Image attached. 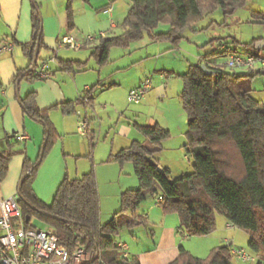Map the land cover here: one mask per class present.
I'll use <instances>...</instances> for the list:
<instances>
[{"label": "trees", "instance_id": "trees-1", "mask_svg": "<svg viewBox=\"0 0 264 264\" xmlns=\"http://www.w3.org/2000/svg\"><path fill=\"white\" fill-rule=\"evenodd\" d=\"M73 1L66 0L65 8L70 30L74 27ZM246 2L247 0H131L121 23V33L98 37L90 57L101 67L108 63L111 48H125L145 36L151 41L168 42L175 48L181 41L184 29L192 28L216 10L229 16L244 7ZM31 5V42L19 44L11 41L29 59L28 66L16 73L15 83L24 77L39 79L34 74V68L39 66L38 61L46 60L39 57V52L44 47L41 15L34 0H31ZM251 16L253 23H264L263 12H251ZM161 23L168 26L167 31H156ZM215 40L218 48L224 43L221 39ZM36 41V66L27 71ZM255 41L254 39L245 45L253 47ZM234 51L235 49L225 46L222 50L213 51L212 55L226 57ZM206 57H199L196 63L189 64L187 70L178 75L182 81L179 99L187 117L184 148L192 158V172L172 179L167 168L162 167L159 171L155 154L160 151L161 143L169 136V132L158 124L150 126L134 122L133 127L151 147L134 140L127 148L109 156L120 166L124 162L132 164L138 187L120 193L119 210L104 224L100 222L99 195L92 168L76 178L69 179L65 176L51 203L40 201L34 194L31 182L59 135L49 121V110L37 107L36 92L30 91L21 98L23 112L43 126L45 140L44 149L35 161L24 158L21 176H26L17 186V204L23 219L25 220V216L29 217L25 226L35 228L29 224L31 217L35 216L49 225L58 241L70 253L77 248L91 252L90 259L78 264H100V260L105 264H140L135 259L123 256L115 236L123 225L134 227L139 222H144L143 217L137 216L136 209L148 195L162 196L163 200L159 203L163 213L176 214L183 234H210L215 228V213L218 212L233 227L248 233V250L254 257L249 261L264 264V109L250 96L251 89L234 86L243 78L248 81L261 74L264 66L257 71L248 68L246 73L229 72L221 65L208 61ZM58 63L63 70L69 72L83 70L87 65L86 61L77 60H58ZM202 63L213 70V73L203 71L200 67ZM97 86L84 90L78 99L63 102L53 108H58L64 114L76 113L77 105L92 103V92ZM92 135H87L89 147H93ZM6 140V148L0 151V182L6 176L8 162L16 151L10 137H6ZM231 250L230 245H220L210 249L205 257H196L180 246L176 258L168 264H236ZM107 251L114 254L102 258Z\"/></svg>", "mask_w": 264, "mask_h": 264}, {"label": "crops", "instance_id": "crops-1", "mask_svg": "<svg viewBox=\"0 0 264 264\" xmlns=\"http://www.w3.org/2000/svg\"><path fill=\"white\" fill-rule=\"evenodd\" d=\"M34 2L39 9L42 21L44 47L41 48L39 57L47 60L53 56L54 60L49 61L48 76L45 79L24 77L15 83L16 73L28 66L29 59L21 52L20 47L14 44L11 51L0 52V151L6 148V137H10V142L16 150L8 162L6 176L0 182V196L11 197L16 194L24 158L27 157L30 161H35L44 141L43 126L28 117L20 106V99L30 91L36 92L37 107L41 110H49V121L59 135L43 162L42 171H46L50 167L52 173L55 169H61L64 176L70 177L72 174V178H76L92 168L96 175L99 192L102 181L114 176H117L119 183L117 195L126 189L137 188V181L130 178V165L120 166L109 156L127 148L134 140L143 142V139L140 138L142 134L133 127L134 122L150 126L158 124L164 129H170L161 119L157 120L150 116L145 123H140L139 112L149 108L159 110L158 106L164 102L179 101V86L178 83L174 85L171 72L183 68L182 60H178L177 55L170 52L172 46L168 42L151 41L144 38L122 48L123 55L138 52L136 57L128 58L129 61L106 67L111 63L109 58L107 64L98 67L93 59L96 68L89 67L90 55L83 60V52L80 50L91 42H87L84 36L87 34L97 35L95 41H98L100 36L116 35L114 30L122 27L121 23L131 0H89L88 2L74 0L72 4L74 27L71 30L67 26L66 0H34ZM31 9V0H0V45L12 40L19 44L31 42ZM251 11L263 12L255 9ZM66 35H72L80 40L81 48L78 51H71L66 46L58 47L57 43L62 36ZM161 43H168V46ZM224 43L226 44L224 45ZM224 43L219 47V50L225 46L232 48L230 43ZM256 48L257 50L263 49L264 43L259 42ZM233 53H236V50ZM243 54H247V52ZM152 56H155L156 61L152 67L146 70H152L149 73L151 86L140 103L133 104L127 101L138 109V114H128L123 103H119L112 94L104 93L117 86L120 88L124 86L123 92L126 96L125 100H127L129 90L138 86L149 75H141L142 77L137 75L132 82L126 83L124 79L118 77V71L127 68L129 62L131 64L139 60L143 61ZM58 60L86 61L87 65L83 70L69 72L62 69ZM95 85L98 86L93 89L92 103L85 106L77 105L76 113L64 114L58 108H53L63 102L78 99L84 90ZM125 112L128 114L127 117L125 115V118H118L116 123L113 122L114 116L117 114L122 116ZM128 116H132V119ZM79 118L86 124V135H81L77 131ZM178 132L177 135L180 139L178 146H181L186 142L183 140L186 131L179 127ZM15 134H24L26 138L23 141L16 140ZM88 134H93V147H89ZM158 154L159 152L155 156L157 157ZM179 156H181V150ZM185 158L188 160L186 156ZM125 171L128 172L129 179L121 181V176ZM46 184H48V180ZM150 197L153 201L146 200L148 199L146 197L143 204L141 202L136 209L137 216L144 218L145 229L148 232L145 238L142 239L133 232L131 240L126 237L118 239V243L126 246L128 259H135L140 264H168L176 258L180 246L196 257H205L210 249L223 245V243L231 246L233 239L230 241L227 237H219L216 231L206 236L183 234L179 219L170 217V214H164L155 195ZM227 224L229 223L226 221L224 223L226 229H235V227H227ZM87 260L83 258V262ZM236 260L239 263H246Z\"/></svg>", "mask_w": 264, "mask_h": 264}, {"label": "rangeland", "instance_id": "rangeland-1", "mask_svg": "<svg viewBox=\"0 0 264 264\" xmlns=\"http://www.w3.org/2000/svg\"><path fill=\"white\" fill-rule=\"evenodd\" d=\"M255 7V8H251ZM262 10L264 12V0H247L244 7L237 9L233 14L229 16H224L220 10L213 11L206 15L202 20L197 22L192 28H186L182 32V38L179 42L178 46L175 48H172L170 51L173 55H177L178 60H182V69L181 70H173L174 72H171L173 83H178L179 86V93L182 88V81L179 74L184 73L187 68L188 64L196 63L199 59V57L207 56L206 59L211 62H215L217 65H221L223 68H225L229 72H236V73H246L248 72V68L245 67H234L230 68L225 65V59L226 57H220L212 55L213 51L219 50L216 40L215 39H221L224 42L230 43L232 48L236 50V53L243 54L244 52H247L251 55L257 56L259 59L255 62L253 67L250 69L252 70H259L261 68L260 60H264V48L257 50V46L259 42L264 43V23L257 22L253 23V19L251 18V10ZM168 26L164 23L159 24V26L156 28L157 32H165L167 31ZM122 31V27H118L116 30H114V33L119 34ZM148 39V37H144ZM143 38V39H144ZM256 39L257 41L254 42L253 47H249L248 45H245L246 43L251 42L252 40ZM89 42V44L82 47L81 52H83L82 59H86L88 55H90L91 48L96 45L97 41ZM235 42H232V41ZM155 44V43H152ZM168 46V43H161ZM71 51H78L76 49L70 48ZM123 49L119 47H114L110 50L109 58L111 63L107 65L106 67L111 66L112 64L116 63H122L129 61L128 58H134L137 56L138 52L135 51L131 55H123ZM45 55V54H44ZM42 56V53H41ZM48 56V55H47ZM89 57V56H88ZM156 61L155 56L150 57L149 59L146 58L143 61H136L130 64V62L126 65H128L127 68L118 71L119 75L118 77L121 79H124L126 83L132 82L134 78L137 75H140L139 77H142L141 75H149V73L152 72L146 71L149 67H152L154 62ZM41 61H38V64H40ZM88 66L92 68H96V64L93 60V58H89ZM36 68V67H35ZM166 69V68H165ZM168 70V69H166ZM93 72V71H91ZM170 72V71H169ZM91 74V73H90ZM95 74V73H93ZM150 78V75L148 76ZM151 80V78H150ZM235 87H246L251 89L250 96L259 102L260 106L264 109V74H258L255 77L251 78L250 80L246 81L245 78L241 79L240 82L234 85ZM124 86L115 87L112 89L111 93H104V94H112L118 102L124 104V109L126 112H129L128 114H138V109L135 108V106L130 105L127 100H125V94L123 92ZM179 99V98H178ZM180 101V99H179ZM178 100H171L168 103L160 104L158 106L157 110L156 108H149L146 111H141L139 114V121L140 123H145L148 116L150 118L154 119H161V121H164L170 129H164L169 132V136L162 141L161 148L159 151L158 156L156 157V160L158 161V164L162 167H165L170 172V178L176 179L182 175L191 173L193 170L192 167V158L186 153V150L184 148V144L181 146L179 145L180 139L177 135L179 132V127L187 130V117L186 113L183 109L182 103H180ZM125 112L124 115L120 116V114H117L113 117V122L116 123L118 118H125L124 116L127 113ZM128 118L132 119V116H128ZM113 123V124H115ZM146 125V124H144ZM155 125V124H154ZM153 126V125H151ZM161 127V126H160ZM107 130V129H106ZM185 133V132H184ZM112 134V133H111ZM140 138L143 139V143L147 147H151L150 143L145 140V138L140 135ZM183 140H186V136L184 134ZM181 150V156L180 155ZM185 156L188 158V160L185 158ZM67 158V157H65ZM46 157L44 158L43 162L45 161ZM43 162L38 168L37 173L34 176V179L31 182V187L36 195V197L40 200L46 203H51L53 200V197L56 193V190L58 188V185L63 180L64 173L61 172V169L53 170L52 168H48L46 171L43 170ZM64 162V161H63ZM124 164L130 165V178L132 180H136L137 178L134 174L133 166L130 162H124ZM52 173V175H51ZM128 172H123V175L121 176L122 180H128L129 175ZM71 178L69 176V179H72V174H70ZM96 176V175H95ZM79 177V176H78ZM48 180V184H46V181ZM119 183L117 182V176H114L110 179H104L102 181V187L100 192L98 191L99 195V213H100V222L106 223L108 222L114 213L119 210L120 207V194L117 195V189L119 187ZM137 187H138V181H137ZM133 189V188H131ZM148 199L150 200L151 197L148 195ZM157 200V199H156ZM153 201V199H151ZM143 204V201L142 203ZM158 206V205H157ZM172 218H178L176 214H170L169 215ZM215 219H216V225L214 228V232L216 231L219 235V237H227L231 241V247L233 248H243L247 253H250L248 250V240L249 235L247 232L241 230V229H226L224 227V223L226 222V219L223 215L216 212L215 213ZM31 226L34 227H40V228H47L50 229L49 225L39 220L37 217L32 216L30 219ZM144 222H139L134 227H127L126 225H123L119 229V234L115 236V239H121V237H126L128 240L132 239L133 232L136 233V235L141 237L142 239L145 238L147 232V229H145ZM221 233V234H220ZM223 245H226V243H223ZM127 252V251H126ZM114 254L112 251H107L103 253L102 258L110 257ZM251 254V253H250ZM91 252H85L83 255L84 259H90ZM80 262H83V259L80 260ZM233 262L236 264H255L254 262L247 261L246 263H239L235 257H233Z\"/></svg>", "mask_w": 264, "mask_h": 264}, {"label": "built area", "instance_id": "built-area-1", "mask_svg": "<svg viewBox=\"0 0 264 264\" xmlns=\"http://www.w3.org/2000/svg\"><path fill=\"white\" fill-rule=\"evenodd\" d=\"M107 11L109 12L110 8ZM96 36L87 34L84 39L89 42L94 40ZM57 45L58 47L66 46L76 50L81 48L80 40L72 35L62 36ZM13 47V43L6 42L0 45V52L11 51ZM53 60L54 57L50 56L47 60L42 61L38 67L34 68V74L39 79H45L48 76L49 61ZM257 60L255 56L248 53H231L226 56L224 63L230 68H251ZM260 63L264 66V60H260ZM150 86V78L144 79L138 86L129 90L127 101L133 104L140 103ZM77 131L81 135H86V124L80 118L77 120ZM14 137L19 141L26 138L24 134H15ZM156 199L161 202L163 197L158 196ZM227 227L230 228L233 225L229 223ZM118 247L123 256L126 257V246L118 243ZM231 253L242 261L254 259L243 248H232ZM84 254L85 252L81 248L70 253L65 245L58 241V237L52 229L27 228L17 204V195L0 196V264H78L83 259ZM100 264L105 263L100 260Z\"/></svg>", "mask_w": 264, "mask_h": 264}, {"label": "water", "instance_id": "water-1", "mask_svg": "<svg viewBox=\"0 0 264 264\" xmlns=\"http://www.w3.org/2000/svg\"><path fill=\"white\" fill-rule=\"evenodd\" d=\"M39 34H40V33H38V38H39ZM31 44H33V43H31ZM37 56H38V41H36V43H35V45H34V53H33V56H32L31 64H30L29 68L27 69V71L32 70V69L36 66ZM200 67L202 68L203 71H205V72L208 73V74L213 73V70L209 69V68H208L205 64H203V63L200 65ZM262 74H264V71H262ZM44 146H45V140L43 141V143H42V145H41V150H40V151H42V150L44 149ZM157 169H158L159 171H161V170H162V166L158 165V166H157ZM25 176H26V174H23V175L20 177V179H19V181H18V184H17L18 186H19V184L21 183V181L24 179ZM28 204H29V203H28ZM29 206H30L32 209H35V207H33L31 204H29ZM28 219H29V217H28V216H25V221H28Z\"/></svg>", "mask_w": 264, "mask_h": 264}]
</instances>
